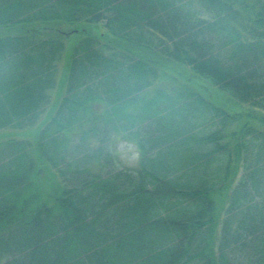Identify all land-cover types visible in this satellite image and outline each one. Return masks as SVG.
I'll return each mask as SVG.
<instances>
[{"label":"trees","instance_id":"obj_1","mask_svg":"<svg viewBox=\"0 0 264 264\" xmlns=\"http://www.w3.org/2000/svg\"><path fill=\"white\" fill-rule=\"evenodd\" d=\"M143 51L252 112L157 84ZM250 116L264 125V0H0V128L42 121L35 141L0 140V264H264V127ZM122 137L137 165L121 164Z\"/></svg>","mask_w":264,"mask_h":264},{"label":"rangeland","instance_id":"obj_2","mask_svg":"<svg viewBox=\"0 0 264 264\" xmlns=\"http://www.w3.org/2000/svg\"><path fill=\"white\" fill-rule=\"evenodd\" d=\"M55 28L61 30L62 32H72V30L75 29H83L87 28L88 31L92 32L93 34H101L107 33V37L111 38V35L108 34L107 30L104 28L102 24H92V23H83V24H70V23H59L55 26ZM81 33V32H79ZM77 33L70 34V41L67 43L69 48H71L72 42H74V39H76ZM109 39V38H108ZM70 51V49H69ZM143 51V55H146L150 59H152L154 62L157 63V65L160 68L161 71V77L158 79L157 84L169 86L172 82L175 83V80L181 79V80H188L192 82L194 85L196 84L197 86L200 87V89L205 92L208 96L213 97L216 99L218 102L223 104L229 111L234 112V113H245L247 111L252 112L251 109H247L246 105H242L239 102H237L235 99L230 97L228 94L225 92L213 87L209 83H207L205 80L200 78L198 75H196L194 72L189 70L186 66L182 64H171L169 63V60L163 57L162 55L156 53V51H153L152 53H148ZM66 59H67V53L65 52L63 58L59 62V76H58V83L55 87V89L52 91V99L51 103H49L44 111L41 113L40 120L46 119L48 115L51 113L52 109L55 107V103L59 98L60 95V90L63 88L62 87V80H63V75L66 70ZM168 62V63H166ZM248 120L252 123L255 124L259 127H264V125L261 123L260 120L257 118L250 116ZM244 121V120H242ZM40 124L42 121L39 122ZM39 123L35 124L34 126L30 127H25L22 129L14 128V127H4L0 128V140L10 138V137H24L27 138L28 140L35 141V137L37 136V131H38V125ZM236 124H232V127H235ZM112 147L115 148L120 154V160L122 165H129V166H134L139 163L140 160V155L141 152L139 150L138 144L131 139L127 138H121L114 140L112 143ZM53 183L49 180H44L40 182V185L43 187H46L49 189L51 188ZM46 185V186H45Z\"/></svg>","mask_w":264,"mask_h":264}]
</instances>
